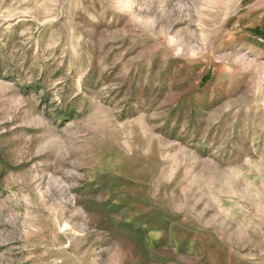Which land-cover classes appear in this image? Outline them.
Wrapping results in <instances>:
<instances>
[{"label": "rangeland", "instance_id": "374dc122", "mask_svg": "<svg viewBox=\"0 0 264 264\" xmlns=\"http://www.w3.org/2000/svg\"><path fill=\"white\" fill-rule=\"evenodd\" d=\"M0 264H264V0H0Z\"/></svg>", "mask_w": 264, "mask_h": 264}]
</instances>
